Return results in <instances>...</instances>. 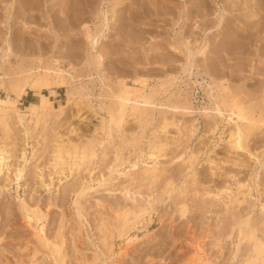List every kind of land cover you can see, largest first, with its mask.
I'll return each mask as SVG.
<instances>
[{
    "label": "rangeland",
    "instance_id": "rangeland-1",
    "mask_svg": "<svg viewBox=\"0 0 264 264\" xmlns=\"http://www.w3.org/2000/svg\"><path fill=\"white\" fill-rule=\"evenodd\" d=\"M13 1L16 3L14 6L17 7L19 0H0V29L4 32L8 31L4 28L3 23L4 6ZM99 1L97 0L96 2ZM109 1L117 2V0H105V4L103 5L105 10L108 7ZM183 1V4L179 3L178 5L177 3L176 6L181 7V9L185 8L184 4H186V1L189 2V0ZM212 1L214 2L211 4H216L215 6L220 10L225 3L224 0ZM50 2L51 4L48 7H45V4L42 3L41 10L35 19H33L34 21H31L34 24L28 30L23 28L18 30L30 40L34 48L33 51L25 50L24 52H18L17 58H11L8 62L3 59V53L0 51V75L5 77L4 85L6 87V89L0 88V95L3 98L10 96L16 100V106L21 110H26V106L30 102L33 101L37 104L41 100L40 94L35 92L39 91L40 88L31 87L33 83L31 75L33 73L29 70L30 61L36 59L39 54H42L40 58H42L44 64H49L51 59L60 57L63 55V52L65 53L71 49L73 46L72 41L78 39L80 41L77 45L81 46L83 50L87 48L85 40H81L82 36L77 33L80 32L79 27L70 28L67 25L56 23L59 4L57 0H50ZM261 7L264 8V6ZM235 12L237 13L235 14ZM235 12L232 13L230 18L231 22L233 21L232 23L230 22L231 27L237 26L238 29H241L239 23H242L241 21H244V18L248 16L249 10L240 9ZM69 13L71 12L69 11ZM59 14L61 13L59 12ZM230 14H228L229 17ZM166 17L170 19L165 18L162 22L153 21L156 25L155 29L151 37L148 36L149 38L146 37V40H143L144 43L138 44L131 38L129 41V37H120L119 39L122 41L120 40L119 42L117 40L118 36H116V39L108 40L107 44L106 42H101L99 52L108 47L114 51L113 54L104 56L105 64L102 67H85L83 56L75 60L60 59L62 61V68L74 75L75 78H72L71 84L67 86L56 87L57 90L54 95L48 89H42L41 92L51 95L53 105L57 108L67 101L71 93L75 94L83 104V111L78 115L79 117L77 116L76 108L73 107L74 109H71L72 107H70L65 115L63 114L62 116L58 115L59 113L55 111L56 115L44 119L43 122H45L40 123L42 125H38L39 128L30 123L28 125L30 138L26 146L23 141V125L17 119L15 113L11 111L10 121L13 123L12 126L15 129L12 141L16 144H14L15 149L13 148L14 146L10 148L12 153L8 154L4 169L0 175V182L2 181V184L6 182L9 184L6 183L7 188L5 190L2 191L0 189V264H30L29 262H32L33 259L31 255L34 256L33 252L36 244L37 246L39 245L33 226V224H36V220L32 221V225H28L20 207L22 201L28 202V205L32 204L30 205L32 208H37L39 205V208L46 210L45 214L46 216L48 215V218L39 222L38 226L40 227L45 223V232L48 234V237L51 235L53 239V236L57 234L58 226H60V232L64 235V238L66 237V248L68 246L67 250L69 252L66 251L68 253L67 256H69L67 257V259L69 258L67 260L68 264H82L83 260L93 258L94 254L98 255L99 264H185L194 257V250L192 248L197 244L203 247L208 264H239L241 257L239 258L238 256L241 253H238L235 257L237 250L236 244L234 245L233 243L238 229L235 228L232 237H229V239L227 238L229 233H226L224 230L231 233V230H227L230 226H226V224L231 223L230 220L233 219L232 213L242 215L241 213L244 211H251V217H258L260 219L264 217L263 210L261 209L264 202V128L250 138L249 151L236 152L230 148L228 142L230 137L229 130L232 125L227 124L225 119L216 118L218 128L215 130V119L206 116L204 112L205 107H213V99L210 97V94L213 92L211 86L219 85L222 82L230 88L232 94L239 99L240 103L250 106L253 110H258L256 112L257 119H264V41L259 40L256 42L257 44L254 42L251 46L249 45L248 48L246 47L249 49H246V52L235 47L230 48L232 50L227 51L226 49V52L224 50H220V52L217 49L220 45V37L218 36L216 41H213L210 46L211 49L208 51V56L206 58H198V62L202 65L201 69H205L206 65H212L215 59H217V66L218 62L220 64L218 71L211 74L191 75L190 77V75L182 72V65L186 61V54L184 50H179L175 45L181 46L180 44L182 43L190 42V46L200 44L202 47L205 43L209 44V40L214 39V34L218 33L219 30L216 28L210 30L194 29V37L189 38L187 37L189 34L185 33L183 35L185 38H183L180 32L186 16H182L179 24L175 26L170 15ZM208 18L215 19L216 15L212 14ZM203 20L204 18L199 15L198 21L201 23ZM187 22L193 23L195 20ZM211 23L212 21L209 22L208 27H212L213 23ZM185 27L188 26L185 24ZM2 31L0 32L2 33ZM259 37L261 38V35ZM196 39L199 40L197 43H195ZM216 49L218 52H211V50ZM19 63H22L23 67L20 68ZM34 64L36 67L40 63L36 61ZM219 70L223 71L220 72ZM100 76L107 78L105 80L106 85L103 84V81L99 78ZM174 76L179 77L172 86L166 83L169 91H162L165 89L162 83L172 80ZM145 78H148L149 81L148 91L151 88H155L159 92L161 91L156 98V102L167 103L169 101V104H173L172 102L175 103L181 98L186 100V102L192 103L194 112L185 114L183 111L173 112L168 110L170 112L169 115L175 113L177 116L175 117L180 120V123L188 127L184 129L186 126L180 124V126H183L182 131L173 125L167 129V132L162 133L159 129L161 124L160 119L162 118L161 110H157L154 117H150L151 121L146 127L147 129L143 137H141L140 143L141 147L146 150L150 140L156 142L159 140L156 136L160 134L161 136L159 135L158 138H161L165 135V139L163 137L161 139L164 141L167 139L169 146L166 154L160 157L158 164L164 170V173L158 181L152 184H143L141 188L142 192L146 195L151 194L148 196V199L153 202L152 208L147 218L137 223L125 238H117L115 240V243H117L116 248L114 249V253L109 257L108 255H103L100 250V241L97 236V222H99L101 216L115 215L116 204L126 200V197L117 189L121 186L120 184L128 180L126 179L128 177L123 175L122 178L119 177L120 179L112 178L113 180H109L107 186H99L98 182H96L97 180L93 182V188L88 191L87 196L83 199V205L85 204L84 207L86 208V213H88L87 217L79 218L76 210L77 206H75L76 194L70 193L65 189L69 188L74 181L79 182L82 179L81 177L88 179L89 176L87 172L80 173V176H78V173L75 174L76 172H74L73 174V171L72 173L70 171L68 172L70 176L66 178L64 173H62V176L61 173L54 170L55 168L52 167V160L50 159V150L55 141L52 142L51 138H53L52 136L57 131L62 136V139L72 137L74 140H81L86 138L85 136L95 135L94 129L100 122V116H107L108 108L113 105L114 98L111 97V88L113 89L112 91L120 90L122 80L127 81L133 88L141 87L143 84L140 81ZM82 86H86L85 90ZM217 88V86L214 87L215 93ZM22 89L27 90V94L21 96V98L19 91ZM128 121L124 130L120 133L121 135L118 134L114 141H112V144L108 145L110 147L107 149V159L104 160L105 162L103 160L100 161V163H103L99 164L97 168L99 170L97 178L99 175L101 176V172L102 174L107 172L108 169L106 168L109 164L107 162L111 158V161L113 160L116 146L121 147L124 156L133 151L130 141L132 138L140 136L139 133L141 131L135 119L129 118ZM69 125L74 128L71 132L69 131ZM75 128H78V130ZM189 128H193L191 132H189ZM157 131L159 133L155 134ZM52 132L54 133L53 135ZM99 134L100 131L96 133L97 136ZM22 152H25L27 159V171L26 175L17 184L16 182H12V179L15 175V169L23 162ZM250 152L253 155L256 154L258 160H255ZM181 153H185L184 158ZM192 153L199 155L198 162L194 167L197 174L195 181L193 180L195 179L192 174L193 172L187 168L188 164L186 163ZM133 158L134 156H131V160ZM235 159H241L244 165L241 167L235 166L233 164ZM144 161L146 162H141L138 166L139 168L136 169L137 172L133 171L135 176L138 177L145 163H148V165L154 163L153 160L147 157L144 158ZM129 167L126 166L121 171L124 173L130 171ZM40 172L42 176L39 178L37 174ZM106 174L108 176V173ZM230 174L237 175V181L248 183L252 188L253 196L249 197L246 204L235 206L228 212H224L221 201L217 198L212 200L211 197L203 196L202 194L209 190H217L225 184H229L235 189L236 185L234 183L236 180L230 177ZM59 175L65 178L61 180V176ZM33 176L37 178H30ZM8 178H11V180ZM169 179H172L174 183L167 186L168 184L166 183H168ZM5 180L6 182H4ZM170 186H173L174 190L168 193L167 190L170 191ZM183 194H187V196H184L190 198H187L189 200V213L187 216L181 218L177 209L179 207L178 201L185 198L182 197ZM129 195L135 197L134 190ZM137 196L138 199H143V201L147 198V196L142 197L140 194ZM127 200L130 202H128L129 204L133 203L132 205L136 206V203L132 199ZM205 203H209L207 204L208 208H201V205ZM48 211L49 214H47ZM240 211L242 212L238 214L237 212ZM63 220L65 221L64 223ZM217 224L219 225L216 226ZM221 227L225 229L220 230ZM219 231H223L220 233L222 235L225 233V236H221ZM217 238H223L222 247L216 246ZM33 244L35 245L33 246ZM31 245L33 247H30ZM26 247L29 248L27 249ZM27 258H31V261L29 259L27 260L28 262L24 260ZM40 258L38 259L39 263L36 264L49 263L50 259L43 258L41 260Z\"/></svg>",
    "mask_w": 264,
    "mask_h": 264
},
{
    "label": "bare ground",
    "instance_id": "bare-ground-1",
    "mask_svg": "<svg viewBox=\"0 0 264 264\" xmlns=\"http://www.w3.org/2000/svg\"><path fill=\"white\" fill-rule=\"evenodd\" d=\"M49 1L44 0L43 2V0H19V5L17 7L14 6V4H16L14 3L15 1L4 6L5 12L3 14V23L4 28H6L8 31L4 32L0 29V31H2V33L0 32V51L3 53V59L5 61L8 62L11 58H17L18 52H24L25 50H29L31 52L34 50L30 40L26 37L25 34H21L22 32L18 30L22 28L28 30V28H30V26L34 24L31 23V21H34L33 19H35V17L41 10L42 3L45 4V7H48L51 4V2L49 3ZM96 1L97 0H57L59 8L57 9L58 15L56 14V23L67 25L70 28L79 27L80 32L77 33L82 36L81 40H85L87 48L83 50L81 46H78L77 44L80 41L78 39L72 41L73 46L71 47V49H69L65 53L63 52V55H61L60 57H54L55 59H51L49 64H44V61L42 60V58H40V55L42 54H39L36 59L29 62V70L33 73V75H31L33 80L31 87L40 88L39 91H35L37 94H40L41 97V100L37 104L32 101L26 106V110H21L16 106V100L12 99L10 96H8L7 98H3L0 95V134L2 133V135L0 136V175L2 174V171L4 169L6 158H8V154L12 151L10 148L14 146L13 148L15 149L14 144H16L14 143V141H12L15 129L14 126H12L13 123H11L10 121L11 111L15 113L19 122L23 125V141L25 145L28 144L27 142L30 138L28 131V125L30 123H33L35 127L39 128L38 125H40V123H42L44 119L56 115L55 111H57L59 113L58 115L60 116H62L63 114L65 115L70 107H72L71 109L76 108L75 110H77V116L81 113V111H83L82 101L79 100L73 93L69 95L67 101L64 104L57 108L53 105L51 95L41 92L42 89H48L51 91V94L54 95L57 90L56 87L58 88L67 86L71 84V79L75 78L74 75L68 73L66 69L62 68V61L60 59L75 60L76 58H80L81 56H83L85 67H102V65L105 64L104 56L111 55L114 53V51L112 48L106 45L108 48L99 52V46L101 42H106L107 44L108 40L116 39V36H118L117 40H119V42L121 40L119 39L120 37H129V41L131 38L133 41H136L139 44L143 42V40H146V37H151L156 26L153 21L155 20L156 22H162L165 20V18H169L166 17L168 15H170L174 26L179 24L180 18L182 16H186V19L181 26L180 34L182 35V37L183 35H185V33L189 34L187 37H192L194 34V29L210 30L212 28H216L217 30H219L218 33L214 34V39L209 40L210 43H205L202 47L200 46V44L190 46V42L182 43L180 44L181 46L175 45V47L179 50H184V53L186 54V61L182 65V72L190 75V77L191 75H200L202 73L211 74L218 71V66L220 64L218 62L217 66V59H215L212 65H206L205 69H201L202 65L200 64V62H198V58H206L208 56V51H210L211 49L210 46L212 45L213 41H216L218 36L220 37V49L217 48L219 51H225L226 49L228 51L232 50L230 48L235 47L236 49H242V51L244 52L249 47V45L251 46V44H253L254 42L256 43L259 40L264 41V8L261 7L264 6V0H224L225 3L222 2L224 3V5L221 10L217 6H215L216 4H211L212 2H214L212 0H189V2L186 1V4H184V11L183 9H181V7L176 6L177 3L178 5L179 3L183 4V0H117V2L109 1L106 10L103 7V5L105 4V0H100L99 2ZM240 9L249 10V14L248 16L246 15L247 17L244 18V21H241L242 23H239L241 25V29H238L237 26L231 27V15L233 12ZM69 11L71 13H69ZM59 12L61 14H59ZM236 13L237 12H235V14ZM212 14L216 15V18H213L214 20L208 18ZM228 14H230V17L228 16ZM199 15L204 18L201 23L198 21ZM189 20H195V22H191L193 25L187 22ZM211 21L213 25L212 27H208L209 22ZM185 24L188 27H185ZM259 35H261V38L259 37ZM183 38H185V36ZM198 41L199 40L196 39L195 43H197ZM260 47L262 48V46ZM217 49L213 51L211 50V52H218ZM212 53L211 55H213ZM216 54L218 55V53ZM36 61L40 64H37L38 66L35 67L34 63ZM149 62L152 63L153 61ZM18 65L20 68L23 67L22 63H19ZM219 71L221 72L223 70ZM178 77L179 76H174L172 80H167L166 82L162 83L163 87L165 88L162 91H169V87H167L168 85H166V83H168L169 86H172V84L176 82ZM99 78L103 81V84L106 85L105 80L107 78L102 76H100ZM4 80L5 77L0 75L1 89H6ZM140 82L141 84H143L141 87L133 88V86L129 85L127 81L122 80L120 83V90L112 91L113 89L111 88V97L114 98L113 105L108 108L107 116H100V122L94 129L95 135L85 136L86 138L81 140H74L72 139V137L68 139H62V136L58 131L56 132V134L52 132V135H54L52 136L53 138H51V141H55V144H53L52 148L50 147L51 150H49L51 152L50 159L52 160V167L55 168L54 170H56L58 173H61V175L62 173H64L66 175V178L70 176V173H68L70 171L71 173L73 171V174L74 172H76L75 174L78 173V176H80V173L87 172V175L89 176L88 179H85V177H81V180L79 177H77L80 181H74L73 183H71V186L69 188H67L66 186L67 189H65L70 193L76 194L75 206H77L76 210L79 218L87 217L88 213H86V208L84 207L85 204L83 205V199H85V197L87 196L88 191L93 188V182L97 180L96 182H98L99 186H107L109 184V180H113L114 178L119 177L122 178L123 175L128 177L126 178L128 180L125 183L120 184L121 186L117 189L120 190L122 195L126 197V200H123L124 202L120 201V203L118 202L119 204H116L117 208L114 211L116 213L115 215H107V217L101 216L99 222H97L98 224L96 223L98 232L97 236L98 240L100 241H98L100 243H98L100 250L102 251L103 255H108L109 257L114 253V249L116 248L115 246L117 243H115V240L117 238H125L137 223H140L147 218V215L152 208L153 202L148 199V196H150L151 194L146 195L142 192L141 188L143 187V184H152L158 181L164 173V170H162L158 166V164L160 157L166 154L167 148L169 146V142L167 139L166 141L161 139L162 137L163 139H165V135L161 138H158L160 134L156 136L157 139H161V141L156 139L157 141L155 142L149 139L150 143L147 146L146 150L141 147L140 139L141 137H143L147 129L146 127L151 121L150 117H154L155 112L157 110H161L162 118L160 119L161 124L159 122L160 128L157 126L161 130V132H167V129L173 125L177 126V128L182 131L183 126H180V124L183 123H180V120L176 118L177 116L175 115V113H171L172 115H169L170 112H168V110L173 112L183 111L185 112V114L194 112L192 103L186 102V100L181 98L175 103L172 102L173 104H169V101L167 103L156 102V98L161 93V91L159 92L155 88H151L150 91H148V78L142 79ZM216 86L219 89L217 88V91L215 93L214 87ZM82 88L85 90L86 86H82ZM211 89L213 92L212 94H210V97H212L213 99V107H205L204 113H206V116L215 119V130L218 128V122L216 118H221L222 120L225 119L227 121V124L232 125L231 129L229 130L230 137L228 142L230 148L233 151H249V140L257 132L263 130L264 119H257L256 112L258 110H253L250 106H246L245 104L240 103L238 101L239 99H237L236 96L232 94L230 88L228 86H225L222 82L219 85L217 84L211 86ZM19 93V96L21 97L27 94V90L22 89L21 91H19ZM131 117L137 121L136 123H138V125L140 126L139 128L141 131L139 133L140 136L134 137L132 139L130 138V143L133 147L131 148L133 151L124 156L123 152L121 151V147L116 146L113 160L111 161V158L109 159L111 162L109 160L107 162L109 163L106 168L108 169L106 172L108 173V176L105 172L104 174H102L101 172V176L99 175L97 178V175L99 173V170H97V168L99 167V164L103 163H100V161H104L105 159H107V149L110 147H108V145H111L112 141H114L118 134L122 133L125 125L127 124V122H129V118L132 119ZM186 128L188 127L186 126L184 129ZM73 129L74 128L70 127L69 131L71 132L73 131ZM189 129L188 131L191 132L193 128ZM76 130H78V128ZM98 131H100V134L98 135L99 137L96 135ZM157 133L159 132L157 131L155 134ZM23 149L25 150V148ZM250 154L253 155L251 152ZM184 155L185 153L182 154V157ZM22 156L23 162L18 168L15 169V175L12 179V182H16L17 184L19 183L20 179L23 178L24 175H26L27 171V159L25 156V152ZM131 156H134V160H131ZM253 156L255 160H258L256 154ZM145 157L153 160L154 163L152 165H148V163H145L140 173L138 172L139 175L136 173L138 177L140 176L138 178L134 175L133 171H136V169L139 168L138 166L141 162H146L144 161ZM198 158V154L192 153L188 157L186 162L188 164L187 168L192 170L194 178L197 175L194 167L198 162ZM233 162V164L238 167L244 165V162L241 159H235V161ZM126 166H130V171L124 173L121 170ZM41 172L37 174L39 178L42 176L40 175L42 174ZM35 174L34 176H36ZM34 176L30 178H37ZM62 176L61 180L65 178H62ZM236 176L237 175L230 174V177L235 178L236 180V182L234 183L236 185L235 189H233L229 184H225L219 187L217 190H209L202 195L209 196L212 200H214V198H217L219 201H221L223 203L224 212H228L235 206H242L246 204V201L249 200V197L253 196L252 188L248 183L237 181ZM8 179L11 180V178ZM196 179L197 178L193 180L195 181ZM1 182L0 189L3 191L7 188L8 183L6 182V180L4 182H6L7 184L4 182V184H2ZM173 183L174 182L172 181V179H169L168 183L166 184H168L167 186H169ZM173 186H170L171 189L173 188ZM171 189L170 191L167 190V192L171 193L174 188L172 190ZM132 190H134L135 192V197L129 195ZM138 194H140L142 197L147 196L146 200L143 201V199H138ZM184 195L187 196V194H183L182 197H185ZM187 198L189 197H185L184 199L180 198L181 200L178 201L179 207L178 209H176L179 212L181 218L187 216L189 213V200ZM127 199H132L136 203V206H133V203L129 204L130 202ZM207 204H200L201 208L205 207L207 209ZM20 205L24 218L27 220L28 225H32V221L34 219L36 220V224H33V226L35 229V236L39 245L37 246L36 244L33 252L34 256L29 254L33 257L32 262L29 263H39L38 259L41 257V260L43 258H46L47 260L50 259L49 263L46 262L47 260H43L47 264H68L67 260H69V258L67 259V257L69 256H67L68 253L66 252L68 251V246L66 248V237L64 238V235L60 232V226H58L59 231L57 229V234L56 236H53V239L51 238V235L50 237H48V234H46L45 232V223L40 227L38 226L39 222H42L44 219L48 218V215L46 216L45 214L46 210H42L41 208H39V205H36L37 208H32L30 206L32 204L28 205V202L26 203L23 201ZM261 209L264 213V202L262 203ZM109 210H111V208H109ZM242 211L237 213L239 214ZM250 213L251 211H244L243 213H241L242 215H236L235 213H232L233 219L230 220L231 223L226 224V226H230V228L228 226L229 229L227 230H231V233L224 230L225 226L223 227L224 229L221 227L220 230H224L226 233H229L227 235L228 237L226 236L229 239V237H232V233L235 228L238 229L237 233L235 231L236 237L233 243L234 245L236 244L235 247L237 250L235 257L238 253H241V255L238 256L239 258L241 257L239 264H264V217H261V219L258 217H251ZM47 214H49V211ZM64 222L65 221L63 220V223ZM219 224H217L216 226H218ZM220 232L221 231H219V233ZM221 236H225V233L224 235L221 234ZM223 241V238H217L216 246L222 247ZM34 245L35 244H33V246ZM33 246L31 245L30 247ZM192 249L194 250V257L188 260L185 264H208L207 256L200 244H197ZM73 250L75 251L76 249ZM92 257L93 258L91 259L87 258L88 260L85 259L86 261L83 260L84 262H82V264H99L98 255L94 254ZM28 259L29 261H31V258H27L24 260L27 261ZM236 259L239 260L238 258Z\"/></svg>",
    "mask_w": 264,
    "mask_h": 264
}]
</instances>
